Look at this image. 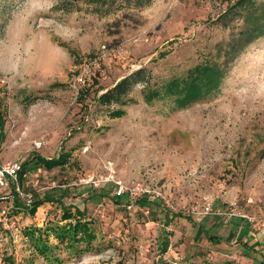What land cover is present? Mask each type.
Wrapping results in <instances>:
<instances>
[{"label":"rangeland","instance_id":"obj_1","mask_svg":"<svg viewBox=\"0 0 264 264\" xmlns=\"http://www.w3.org/2000/svg\"><path fill=\"white\" fill-rule=\"evenodd\" d=\"M228 2L0 0L6 118L0 171L32 153H71L65 167L32 169L22 184L8 173L3 177L0 264L5 254L20 264H49L24 230L63 224V206L85 210L97 239L75 256L51 237L62 264H260L230 259L227 250L204 243L220 242L234 219L257 228L264 212V36L231 63L217 91L183 109L169 98L148 104L143 84L128 96L134 103L98 100L142 67L155 86L200 62L223 60L220 49L243 23L239 16L221 20ZM81 74L86 82L77 91L72 85ZM116 109L126 114L112 116ZM111 174L128 187L161 189L166 203L152 197V206L129 208L128 194L122 204L115 202ZM36 199L45 203L32 214L26 206ZM208 203L217 213H204ZM207 218L215 220L217 237L202 234ZM226 240L238 243L240 237L231 232ZM166 241L172 251L163 253ZM168 256L177 258L168 262Z\"/></svg>","mask_w":264,"mask_h":264},{"label":"trees","instance_id":"obj_2","mask_svg":"<svg viewBox=\"0 0 264 264\" xmlns=\"http://www.w3.org/2000/svg\"><path fill=\"white\" fill-rule=\"evenodd\" d=\"M222 15L221 20L239 16L243 21L238 26V30L233 31V38L229 44L220 49L223 60L200 62L190 68L186 75L172 78L155 86L151 84V73L147 68L142 67L129 73L114 86L101 93L98 96L99 102L103 104L120 103L122 105L134 103L135 99L128 98V96L137 84H143L142 94L148 104L153 103L155 100L169 98L174 102V107L183 109L217 91L223 83L231 63L251 43L264 36V0H229L227 8ZM225 25H228L227 22ZM4 107V100L0 98V144L6 139ZM111 114L114 117H121L126 114V111L124 109H116ZM70 158L71 153L66 151L52 157H46L40 153H32L28 159L21 162V168L17 173L19 184L24 182L30 170L39 167H44L47 170L65 167L70 162ZM126 197L127 194L115 195V202L122 204ZM151 200L147 196H142L136 201V204L141 207L152 206L153 202ZM44 203L43 200L36 199L26 208L32 214H35ZM62 211L61 221L63 224L49 223L45 228L28 226L24 230V235L30 239L31 246H33L35 252L49 264H62L64 262V259L57 252H54L57 246H52L50 243L51 237L57 239L65 249L71 254L74 253L75 256H82L83 253L91 250L94 241L97 239V234L92 228V219L88 218L85 210L80 208L73 210L63 206ZM169 245V241L163 244V253L168 251ZM32 262L30 263L33 264ZM259 263L264 264V257ZM1 264L20 263H17L14 255L5 254ZM200 264H204V262ZM208 264L215 263L210 260Z\"/></svg>","mask_w":264,"mask_h":264},{"label":"crops","instance_id":"obj_3","mask_svg":"<svg viewBox=\"0 0 264 264\" xmlns=\"http://www.w3.org/2000/svg\"><path fill=\"white\" fill-rule=\"evenodd\" d=\"M233 221L235 225L232 224L231 232L232 234L235 233V235H237V238L240 237V240L238 243L235 242L237 240L235 241L231 240L229 242L226 240V237L228 238L231 236V232H230L228 234L221 235L220 242L217 241V239L216 241H214V239H211V241H207L208 245L206 243H204V245L214 251H215L214 247H217L216 250L218 249L227 250L228 253H225L224 256L226 257L229 256L230 259H232L233 256H235V257H239L240 259H243V258L249 259L252 262H255V261L261 262L264 257V226H258L256 228L252 224L249 225V223L244 220L234 219ZM201 226H202V229H201L202 234L204 233L203 231H207L211 238L217 237V235H219V230H216L215 220H213L212 218H207L203 220V222L201 223ZM213 235H216V236H213ZM236 246H239L238 248L239 253H237L238 250ZM253 250H255V252ZM170 251H172V249H168L167 253ZM214 251L211 253V255L215 253ZM252 253H255L256 257L248 258L247 256L251 255ZM168 258L169 259H167L166 257L165 261L173 262V260L177 258V256H171V257L168 256ZM194 261L196 260L195 259L194 260L190 259L188 261L185 260V262H188V263L189 262L195 263Z\"/></svg>","mask_w":264,"mask_h":264},{"label":"built area","instance_id":"obj_4","mask_svg":"<svg viewBox=\"0 0 264 264\" xmlns=\"http://www.w3.org/2000/svg\"><path fill=\"white\" fill-rule=\"evenodd\" d=\"M102 58V54H100L98 59ZM97 59V60H98ZM96 60V59H95ZM86 73V72H85ZM84 73V74H85ZM84 74H81L80 76H78V78H76L75 83L72 85V87L78 91V86L79 85H84L86 82V79H84ZM77 93V92H76ZM21 168V163L17 162V163H13L12 165L8 166L7 168H4L3 170L0 171V182L4 183L3 181V177L6 176V173L13 175L17 178V173ZM108 181H112L115 183V194L116 195H122V194H128L130 197L129 203H128V207L129 208H133L136 205V201L141 198L142 196H147L149 198L152 199L156 198V199H163L166 203L167 198L166 195H164V193L162 192L161 189L159 188H155L152 187L148 184L145 183H138L134 186H126V184L123 182V180L121 179H116L114 174H111L109 176V178H107ZM28 202H31V195L28 194ZM161 200V201H163ZM30 205V204H29ZM146 212V211H145ZM195 213L196 212V208H192L191 210H189V213ZM217 213L215 210H213V204H206L205 206V212L204 213ZM147 213V212H146ZM234 214V213H233ZM6 216H7V211L3 210L0 213V223L2 225H5L6 223ZM243 217H247V215L243 214ZM258 225L259 226H264V212L261 214L259 220H258Z\"/></svg>","mask_w":264,"mask_h":264}]
</instances>
